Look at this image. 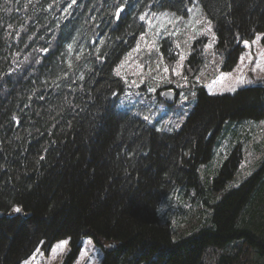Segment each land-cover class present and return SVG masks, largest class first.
<instances>
[{
    "label": "trees",
    "instance_id": "trees-1",
    "mask_svg": "<svg viewBox=\"0 0 264 264\" xmlns=\"http://www.w3.org/2000/svg\"><path fill=\"white\" fill-rule=\"evenodd\" d=\"M196 2L222 56L264 35V0H0V264H23L42 244L76 252L85 238L102 264H264V160L227 184L252 138L243 124L264 121V86L213 96L190 79L186 121L157 130L141 117L179 104L115 75L143 42L146 10L189 17ZM175 34L183 53L193 45L169 29L145 58L153 68L170 61L164 52L177 56ZM194 51L191 65L203 66ZM228 138L237 143L214 160ZM184 196L194 210L172 223L161 209Z\"/></svg>",
    "mask_w": 264,
    "mask_h": 264
},
{
    "label": "rangeland",
    "instance_id": "rangeland-1",
    "mask_svg": "<svg viewBox=\"0 0 264 264\" xmlns=\"http://www.w3.org/2000/svg\"><path fill=\"white\" fill-rule=\"evenodd\" d=\"M203 11V10H202ZM189 17L178 16L171 14L169 12L149 15L146 11L143 15L145 19L143 20L147 26V33L143 39V42L139 43L138 46L132 52L125 55L122 62L116 67L120 70L119 77L124 86H129L128 82L131 80L136 88L140 89L144 95L150 99V97L158 98L160 96H165V92L169 88L177 89L181 95L178 100V108L174 105V110H170L169 107H165L164 111L161 112L156 118L150 119V116L143 115L141 118L144 119L145 116L148 117V124L154 126L157 130L161 128V124L167 123L165 128H180L187 119V116L193 110V106L189 105L185 98L189 99L187 93L189 91L182 90L192 89L190 85V79L193 80L197 88H204L209 94L214 96L220 95H233L238 90L245 87L264 86V35L255 34L248 42L249 47H245V41L241 43L242 49L235 54V49L231 52L227 51L226 55L222 56L217 50L218 37L216 32V25L207 20L205 15L201 14L200 5L196 2L191 9L188 10ZM146 14V15H145ZM202 15V16H201ZM178 16V17H177ZM211 27L212 31L209 32L208 28ZM171 28H176L177 30H185L187 34L182 35V40L188 39L193 41V45L183 53V51L175 45L176 34L172 43L170 45H175L177 49V56L172 54V52H164L165 60L169 62H159V70L153 68V63L146 61V56L154 55L149 52L153 49L161 51L162 39H158L157 34L159 32L167 33ZM180 33V31H178ZM153 33H156L154 36ZM147 36V37H146ZM171 37L166 36V38ZM215 37V38H214ZM146 43L144 46V40ZM191 41L189 43H191ZM196 42H199L195 46ZM211 45V47H209ZM201 47L204 58L203 66H192L191 65V52L192 55L195 53V48ZM203 48H206L203 50ZM144 51L148 53L144 54ZM183 55V60L181 56ZM188 57V59H187ZM167 58V59H166ZM243 58V60H242ZM188 61V64H186ZM190 61V63H189ZM195 64V63H194ZM168 67L169 72L164 73L163 68ZM175 68L180 75H173L172 69ZM217 76H214V75ZM202 76L206 79H202ZM210 77H213L212 79ZM223 77V79H221ZM184 83L185 87H180L179 83ZM128 84V85H127ZM144 85V86H141ZM148 85V89H147ZM133 89V87H132ZM131 93V89L128 90ZM127 92V93H128ZM164 92V93H163ZM175 92V91H174ZM150 96V97H149ZM166 102V101H165ZM183 106L181 107V103ZM196 103V102H195ZM182 111V112H181ZM245 131L241 133L242 135L252 136L250 140L244 141L241 147L242 153V164L234 175V179H230L227 184H231L230 188H237L240 184L251 176L253 172L258 170L264 160V121L254 122L246 126L243 124ZM239 132L241 127L237 128ZM256 137L258 139H256ZM230 138V137H229ZM226 139L218 149L213 152L214 160L225 150V154H229L230 149H225L228 142L236 144V140ZM240 142V141H239ZM220 164L213 163L209 164L208 170L211 175L217 174ZM214 168V170H213ZM190 198V197H189ZM188 197L184 196V201L181 203L180 198L177 203L173 205H167L161 209V212L171 213L172 223L181 219L185 212H191L194 210L195 205ZM190 202V203H189ZM179 206V209H174V207ZM193 207V208H192ZM179 216H176V215ZM165 216L163 217V219ZM62 242V241H61ZM61 242L51 243L49 245H41L40 248L23 264H101L103 261L104 253L101 248L93 244L89 238L82 240L81 247L78 251H74L70 248L69 242L67 245L61 249L58 245ZM111 248V247H109ZM55 250V251H53Z\"/></svg>",
    "mask_w": 264,
    "mask_h": 264
},
{
    "label": "snow or ice",
    "instance_id": "snow-or-ice-1",
    "mask_svg": "<svg viewBox=\"0 0 264 264\" xmlns=\"http://www.w3.org/2000/svg\"><path fill=\"white\" fill-rule=\"evenodd\" d=\"M72 3L75 4V3H76V0H72ZM123 11H124V7H123V6H120L119 9H118V11L116 12V18H117V19L120 18V13L123 12ZM145 15H146V14H145ZM144 19H145V16H144V15H141V16H140V20L143 21ZM209 25H210V22H209ZM208 31H209V32L212 31V29H211L210 26H209V28H208ZM140 38H141V40L144 39L143 36H141ZM214 38H215V37H214ZM244 43H245V47H249V46H250V45L248 44L247 41H245ZM68 47H69V50H71V45H68ZM209 47H211V45H209ZM45 51H47V50H45ZM183 58H184V57H183V55H182V56H181V60H183ZM242 60H243V58H242ZM157 70H159V65H157ZM171 71H172V74H173V75H180V74H181V73L178 72L175 68H173ZM163 72H164V73H168V72H169V68H168V67H164V68H163ZM116 74H117V76L120 75V70H119V68H117V70H116ZM221 79H223V77H221ZM144 119H145V120H148V117L145 116ZM41 158H43V157H41ZM15 211H16V212H19L20 209H19V208H16ZM67 243H68L67 241H62L61 244L58 245V247L61 248V249H63V248L67 245ZM53 251H55V250H53Z\"/></svg>",
    "mask_w": 264,
    "mask_h": 264
},
{
    "label": "water",
    "instance_id": "water-1",
    "mask_svg": "<svg viewBox=\"0 0 264 264\" xmlns=\"http://www.w3.org/2000/svg\"><path fill=\"white\" fill-rule=\"evenodd\" d=\"M168 101H171V98H168Z\"/></svg>",
    "mask_w": 264,
    "mask_h": 264
}]
</instances>
